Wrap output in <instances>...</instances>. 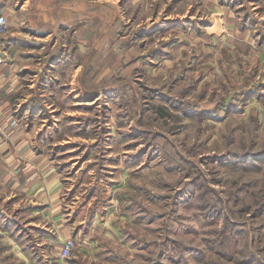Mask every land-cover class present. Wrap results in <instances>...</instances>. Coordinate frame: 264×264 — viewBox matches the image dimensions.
Listing matches in <instances>:
<instances>
[{"label":"rangeland","instance_id":"rangeland-1","mask_svg":"<svg viewBox=\"0 0 264 264\" xmlns=\"http://www.w3.org/2000/svg\"><path fill=\"white\" fill-rule=\"evenodd\" d=\"M31 1L52 29L6 12L0 135L26 153L0 264H57L70 236L67 264H264V2Z\"/></svg>","mask_w":264,"mask_h":264},{"label":"crops","instance_id":"crops-1","mask_svg":"<svg viewBox=\"0 0 264 264\" xmlns=\"http://www.w3.org/2000/svg\"><path fill=\"white\" fill-rule=\"evenodd\" d=\"M28 1L29 0H0V11H4L5 13L7 12L10 15V17H11V21H12L13 24L14 23L17 24V25L20 24L19 28H20V30L22 32L23 31H25V32L27 31V32H31V33L40 34V33H38V31L43 30V29H45L47 27H51V26L50 25L49 26H45V28L37 27V26L40 25V23H43V21H39L38 22V20H39L38 17L40 16V12L38 14L37 11H36V14L34 15V12L32 10L26 11L28 3H29ZM261 1L264 2V0H261ZM31 3H33V0L31 1ZM49 3H51V2H49ZM32 5L34 6V4H32ZM33 6H32L31 9H33ZM30 7H31V4H30L29 8ZM65 8H67V7H65ZM65 12H67V11H65ZM29 13H33L32 14L33 16H30ZM18 15H22V16L17 18ZM69 17L70 16L66 14V16L64 18L68 21ZM20 18H22V19H20ZM81 18L85 19L84 17H81ZM263 23H264V20H262V25H263ZM258 24L259 23L256 22V24L254 25V31H255V29L256 30L259 29V28H256V26ZM85 25H87V24H85ZM17 28H16V30H17ZM49 29L51 30L52 27L49 28ZM81 30H83V29L81 28ZM81 30H79V31H81ZM16 34H18V33L15 31V34H11V36H10L11 37V41L10 42L7 41L9 43L10 48L11 47H24L23 46L24 39L21 38V35H16ZM255 37L261 43L264 42V39H263L264 38V27H262V31L260 29V31H258L256 34L254 33V38ZM55 41H57V39H55ZM55 41H54V44L57 45L58 42H55ZM87 41H88L87 37H86V40L83 37V39H79L78 43H76V44H79V45L83 44L84 47H88L89 44H88ZM19 53L21 54V52H19ZM57 54L58 53L56 52V50H53L48 56H50V58H51L52 56L57 55ZM28 57H31V55H28L26 58H23V56H21V55H18L17 58L14 57L13 58V62L7 63V66L9 67L8 69L10 70L9 72H14L15 69L20 68L21 66H26L27 64L32 63V60H29ZM20 58H22L24 60H21ZM80 63H82V67H83L84 61H80L78 63V67L76 68V70L82 71ZM0 66H2V65H0ZM11 67H13V68H11ZM4 77H5V75H3V78ZM37 106H39V105H37ZM4 121H5V123L2 124L3 127L11 128L10 124H11L12 120L11 119H6L5 118V114L2 111L0 113V128H1V123L4 122ZM0 131L2 132V130H0ZM0 136H1L0 139L2 140V142H4V141L6 142V146H4L6 148H4V147L0 148V159H3V162H5L7 159L8 160H17L16 162L12 161L11 164L7 163V165H2V167L4 168V171L0 169V172L2 174H4L5 176H7L6 178H10L11 175H15L16 174V175H18L19 180H20V176L25 175V172L21 171V169H20V163H22V159L25 158L26 151H25V149H23V150L22 149L21 150L12 149L11 144L13 143L14 136H11V135H8V134H2ZM12 164H14V165H12ZM57 249H60V246L57 247L56 250ZM57 252L59 254V250H57ZM56 260H58V259L56 258Z\"/></svg>","mask_w":264,"mask_h":264},{"label":"built area","instance_id":"built-area-1","mask_svg":"<svg viewBox=\"0 0 264 264\" xmlns=\"http://www.w3.org/2000/svg\"><path fill=\"white\" fill-rule=\"evenodd\" d=\"M10 28V22L7 14L4 11H0V61H2V52H3V39L5 33ZM77 245V239L75 237H68L62 244L60 249V262L57 264H67L65 260L71 255L74 251V248Z\"/></svg>","mask_w":264,"mask_h":264},{"label":"trees","instance_id":"trees-1","mask_svg":"<svg viewBox=\"0 0 264 264\" xmlns=\"http://www.w3.org/2000/svg\"><path fill=\"white\" fill-rule=\"evenodd\" d=\"M86 68H87V67H86ZM27 103L29 104V106L34 104L33 101H31V102H27Z\"/></svg>","mask_w":264,"mask_h":264}]
</instances>
